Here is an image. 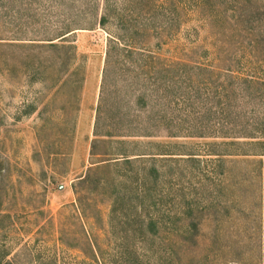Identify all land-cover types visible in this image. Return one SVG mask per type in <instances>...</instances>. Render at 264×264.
I'll return each instance as SVG.
<instances>
[{
	"label": "rangeland",
	"instance_id": "1",
	"mask_svg": "<svg viewBox=\"0 0 264 264\" xmlns=\"http://www.w3.org/2000/svg\"><path fill=\"white\" fill-rule=\"evenodd\" d=\"M0 264H264V0H0Z\"/></svg>",
	"mask_w": 264,
	"mask_h": 264
},
{
	"label": "trees",
	"instance_id": "2",
	"mask_svg": "<svg viewBox=\"0 0 264 264\" xmlns=\"http://www.w3.org/2000/svg\"><path fill=\"white\" fill-rule=\"evenodd\" d=\"M263 145V144H262ZM244 154H246V155H255V154H259L258 152H253V151H251V152H243Z\"/></svg>",
	"mask_w": 264,
	"mask_h": 264
}]
</instances>
